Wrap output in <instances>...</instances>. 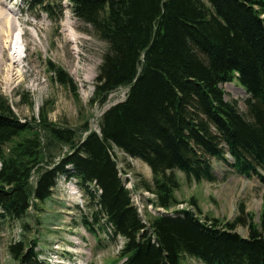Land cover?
Returning <instances> with one entry per match:
<instances>
[{"label":"trees","instance_id":"1","mask_svg":"<svg viewBox=\"0 0 264 264\" xmlns=\"http://www.w3.org/2000/svg\"><path fill=\"white\" fill-rule=\"evenodd\" d=\"M33 1L51 16L63 12L61 0ZM71 1L75 15L109 45L95 97L104 101L121 85L129 86L128 96L104 113L100 133L83 137L90 129L85 121L80 133L53 126L46 140L0 96V223L8 215L23 218L31 205L39 210L58 173L72 164L83 181L100 185V211L126 238L124 264H182L185 254L221 264H264V206L250 237L236 231L246 223L243 207L234 220H221L205 214L196 196L188 200L194 212L149 213V234L112 153L118 148L150 165L153 185L140 186L166 208L182 201L176 170L197 174L200 152L223 156L225 143L239 169L264 168V0ZM55 73L71 83L62 68ZM236 80L251 94L248 117L236 100L225 98L222 84ZM57 147L68 150L58 162L47 157ZM35 170L39 177L32 185ZM36 246V237L22 238L9 251L20 264H38Z\"/></svg>","mask_w":264,"mask_h":264},{"label":"rangeland","instance_id":"2","mask_svg":"<svg viewBox=\"0 0 264 264\" xmlns=\"http://www.w3.org/2000/svg\"><path fill=\"white\" fill-rule=\"evenodd\" d=\"M68 2L71 0L65 1L66 16L58 17L55 22L41 7L30 8L26 0H0V8L4 11L0 23L15 19L24 30L22 41L16 39L10 53L16 52L22 57L23 44L26 46V57L20 63L16 62L12 74L7 65L10 61L3 64L0 96L7 98L16 116L22 122L29 121L33 130L44 135V140L47 139L46 134L50 136L49 129L53 126L75 128L80 133L84 122L88 121L89 127L99 129L102 113L114 103L125 99L128 91L126 86L117 88L108 95V102L103 106L98 101L90 103L109 45L97 35L91 24L73 15ZM72 32L79 35L77 53L73 51L67 35ZM50 62L66 70L75 81V90L71 85L57 81L56 73L49 69ZM222 86L226 90V98L237 100L240 111L248 117L250 94L243 90L244 87L238 81H227ZM86 133L87 130L83 136ZM113 153L125 185L131 181L136 184L142 182V185L152 182L151 169L145 162L118 148L113 149ZM66 154L68 150L65 147H57L47 157H53L58 162ZM211 163L217 176L213 182L203 180L196 183L179 171L183 182L177 195L187 198L195 194L205 213L223 220L234 219L240 212L241 204L246 212L258 213L264 201V185L259 179L245 178L225 161L213 159ZM35 177L36 172L33 173V180ZM137 190L131 192L136 204H145L147 200L155 198L153 193L144 188L139 187ZM40 207L44 209L30 208L28 215L21 219L9 216L5 222L1 221L0 264H20L11 256L9 245L33 236L38 238L37 250L40 251L42 264H105L118 257L124 240L109 234L103 221L96 225L98 243L83 226V214H90L96 206L90 203L87 190L81 188L76 180L66 183L61 177L53 195L40 203ZM148 209L152 216L158 213L152 205H148ZM237 229L248 235V228L242 223ZM191 263L198 264L194 260Z\"/></svg>","mask_w":264,"mask_h":264},{"label":"bare ground","instance_id":"3","mask_svg":"<svg viewBox=\"0 0 264 264\" xmlns=\"http://www.w3.org/2000/svg\"><path fill=\"white\" fill-rule=\"evenodd\" d=\"M3 12H4L3 9L0 8V16L3 14ZM20 28H21L20 22L15 20V19H12L11 21L6 22V23H0V52H1V55H0V72H2V70H3V64L7 63L8 60L10 61V63L7 64V65L9 67V70H10L11 74H12V72L14 71V69L17 66L16 62H19V63L21 62V58H20L21 56L18 57L16 52L10 53L11 48H12L13 43H14V36H16L18 34V31H19ZM67 35H68L69 40L72 42L71 46H72L73 51L77 53L78 50H79V35L75 34V32L74 33L73 32L72 33H68ZM75 87H77V86H75ZM128 88H129V86H128Z\"/></svg>","mask_w":264,"mask_h":264}]
</instances>
